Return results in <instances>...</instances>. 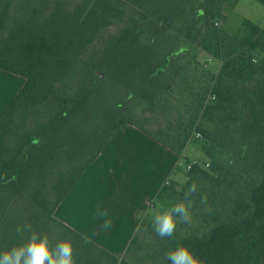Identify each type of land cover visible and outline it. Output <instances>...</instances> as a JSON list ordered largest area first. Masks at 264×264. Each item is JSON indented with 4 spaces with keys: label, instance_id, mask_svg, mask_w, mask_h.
<instances>
[{
    "label": "trees",
    "instance_id": "16d2710c",
    "mask_svg": "<svg viewBox=\"0 0 264 264\" xmlns=\"http://www.w3.org/2000/svg\"><path fill=\"white\" fill-rule=\"evenodd\" d=\"M1 1L0 68L25 79L0 120V251H3L30 238L31 231L24 229L18 234V226L37 228L48 220L62 224L53 216L56 206L107 139L127 124L142 127L121 118L53 202L39 192L35 182L36 171L43 168L36 158L39 138L30 139L25 147L11 149L7 155L14 113L20 106L48 100L63 88L61 83L80 69L79 62L84 71L100 68L80 61V56L108 21L112 9L108 0H79L73 8L65 0ZM203 46L221 60L194 112L199 122L195 130L203 140L201 149L209 160L207 168L198 163L192 165L182 187L164 184L156 195L159 200L164 193L176 194L178 202L193 181L198 183L191 222L178 224L171 238L159 237L160 264H170L165 253L180 243L191 247L204 264H264V28L244 19L232 36L211 31ZM150 82L148 75L139 90L142 98L147 95L145 86ZM74 97L71 100L63 96L62 104L72 103L74 107L77 103ZM187 138L185 134L184 141ZM184 144L179 148L168 146L181 154ZM248 151L253 157L248 176L233 181L235 194L226 197L224 183L229 169L247 159ZM201 196H206V204L200 203ZM19 197L25 198L21 206L17 202ZM62 225L72 235L75 264H99L98 258L104 255L109 259L118 257ZM25 232L28 237L23 240ZM135 234L127 248L135 241Z\"/></svg>",
    "mask_w": 264,
    "mask_h": 264
},
{
    "label": "rangeland",
    "instance_id": "374dc122",
    "mask_svg": "<svg viewBox=\"0 0 264 264\" xmlns=\"http://www.w3.org/2000/svg\"><path fill=\"white\" fill-rule=\"evenodd\" d=\"M78 1L65 0L69 8ZM108 2L112 9L108 21L80 56V61L100 68L84 71L79 62L80 69L60 84L63 88L46 101L18 107L13 116L7 155L11 149L25 147L30 139L39 138L36 158L43 168L36 171L35 182L39 192L51 202L121 118L138 124L170 146L179 148L185 143L182 148L185 155L169 180L170 185L182 187L185 184V165L193 159L207 168L209 159L201 149L203 140L195 130L199 122L194 112L211 78L219 70L221 60L204 49V39L213 30L232 36L244 19L264 28V3L259 0ZM13 11L14 7L10 13ZM148 75L151 82L145 86L147 95L142 98L139 90ZM65 95L71 100L77 97L74 107L72 103L62 104ZM190 124L193 126L187 130ZM185 134L188 138L184 141ZM252 159L248 151L247 159L229 169L224 183L226 197L235 194L233 181L248 176ZM24 199H17L20 206ZM176 202V194L164 193L152 208L156 205L170 208ZM32 229L38 235L47 234L53 248L65 239L73 244L71 233L56 221L48 220ZM27 235L25 232L22 239H27ZM78 245L84 247L81 242ZM159 250V236L153 231L150 217L146 216L143 224H138L135 241L122 255L116 259L104 255L98 262L160 264Z\"/></svg>",
    "mask_w": 264,
    "mask_h": 264
},
{
    "label": "crops",
    "instance_id": "0c3cea01",
    "mask_svg": "<svg viewBox=\"0 0 264 264\" xmlns=\"http://www.w3.org/2000/svg\"><path fill=\"white\" fill-rule=\"evenodd\" d=\"M0 68V120L24 84ZM185 150L178 154L148 131L127 124L110 136L56 206L54 217L109 254L122 255L137 230V212L153 207ZM107 210L108 216L98 215ZM111 228L104 229L106 220Z\"/></svg>",
    "mask_w": 264,
    "mask_h": 264
},
{
    "label": "clouds",
    "instance_id": "9594fccd",
    "mask_svg": "<svg viewBox=\"0 0 264 264\" xmlns=\"http://www.w3.org/2000/svg\"><path fill=\"white\" fill-rule=\"evenodd\" d=\"M199 192L198 183L193 181L183 193V198L170 208H161L156 205L147 212H137L136 219L143 224L146 216L150 217L153 231L162 239L174 236L178 224L191 222L193 197ZM200 203L206 204V196L200 197ZM98 215L108 216L105 209L98 212ZM111 220L105 221L103 228H111ZM32 231V235L24 244L13 246L0 251V264H75L73 244L71 240L65 239L51 247L47 234L38 235L31 225L18 226L16 231L19 234L22 230ZM165 259L170 264H204V261L195 251L183 243L165 253Z\"/></svg>",
    "mask_w": 264,
    "mask_h": 264
},
{
    "label": "built area",
    "instance_id": "2783aa9c",
    "mask_svg": "<svg viewBox=\"0 0 264 264\" xmlns=\"http://www.w3.org/2000/svg\"><path fill=\"white\" fill-rule=\"evenodd\" d=\"M197 163H198L197 160H195V159L191 160L189 163H187L185 165L186 166V169L188 170L192 165L197 164ZM180 164H181V162L178 165H180ZM164 184L165 185H168L169 184V180H165L164 181Z\"/></svg>",
    "mask_w": 264,
    "mask_h": 264
}]
</instances>
